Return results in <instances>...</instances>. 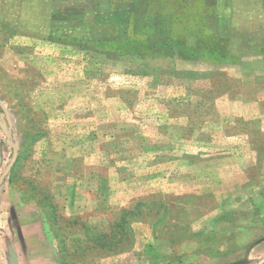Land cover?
Segmentation results:
<instances>
[{
  "label": "rangeland",
  "instance_id": "1",
  "mask_svg": "<svg viewBox=\"0 0 264 264\" xmlns=\"http://www.w3.org/2000/svg\"><path fill=\"white\" fill-rule=\"evenodd\" d=\"M0 102V264H264V0H0Z\"/></svg>",
  "mask_w": 264,
  "mask_h": 264
},
{
  "label": "water",
  "instance_id": "2",
  "mask_svg": "<svg viewBox=\"0 0 264 264\" xmlns=\"http://www.w3.org/2000/svg\"><path fill=\"white\" fill-rule=\"evenodd\" d=\"M0 105L3 107V104H2L1 102H0ZM3 108H4V107H3ZM4 110H5V108H4ZM5 113H6V110H5ZM6 117H7V116H6ZM10 166H11V162L7 165L5 171L0 175V186H1V184H2V182H3V180H4V178L6 177V175H7V173H8V170H9Z\"/></svg>",
  "mask_w": 264,
  "mask_h": 264
},
{
  "label": "trees",
  "instance_id": "3",
  "mask_svg": "<svg viewBox=\"0 0 264 264\" xmlns=\"http://www.w3.org/2000/svg\"><path fill=\"white\" fill-rule=\"evenodd\" d=\"M0 112L2 114V117H3V120L6 122L7 126H8V121L6 119V113H5V110L4 108L0 105Z\"/></svg>",
  "mask_w": 264,
  "mask_h": 264
},
{
  "label": "crops",
  "instance_id": "4",
  "mask_svg": "<svg viewBox=\"0 0 264 264\" xmlns=\"http://www.w3.org/2000/svg\"><path fill=\"white\" fill-rule=\"evenodd\" d=\"M257 3V2H256ZM261 244H263L264 245V240L261 242ZM264 263V262H263ZM63 264H67V263H63Z\"/></svg>",
  "mask_w": 264,
  "mask_h": 264
}]
</instances>
